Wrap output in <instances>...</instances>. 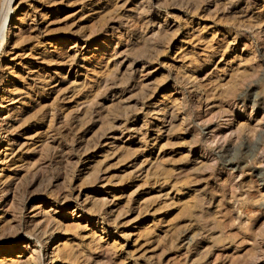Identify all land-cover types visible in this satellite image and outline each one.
Returning <instances> with one entry per match:
<instances>
[{
    "label": "rangeland",
    "instance_id": "obj_1",
    "mask_svg": "<svg viewBox=\"0 0 264 264\" xmlns=\"http://www.w3.org/2000/svg\"><path fill=\"white\" fill-rule=\"evenodd\" d=\"M69 1H70V3H69ZM73 1L72 0H62V2H60L59 4H57L58 1H56V3L49 5V6H51L50 8L53 9V12H48L45 15V17H43V18H39V16H36V19H38V22H40L39 23V29H38L39 31L35 30L32 32H29L30 36L26 37L27 40L24 39V40H26L25 42L23 41V43L18 44L19 46H17V47L14 46L13 49H10L12 46L11 40L14 39V36H10V38H9V36H7V42L6 43L3 42L0 44V60H1L0 64L3 65L4 62L7 63V61H14L12 64L10 63V65H18L19 66V64H21L23 59H25L27 57H31L30 53H34L37 50H39L41 47H43L44 44H48L50 39H55V38H59V37L65 38V37H68L71 35L70 40L66 39V43H65V44H67L66 54L73 55L74 50L77 47H81L80 50H78L76 52V56L74 59L75 61H78L81 58L82 54L86 53V50H87L86 46H90V45L92 46L97 40H106L109 42L108 43L109 44L108 49H111V50L114 49L112 52L117 53V55L119 56L118 57L116 54H115L116 56L114 55L116 58L113 56V60L112 61L110 60V63H108L109 69H111V67H113V69H115V70L118 69V70H116L117 72L113 70L112 71L113 73L109 72L110 70H105L106 72L108 71L107 72L108 74L105 71H102L105 74L100 72L101 75L100 74L99 75L93 74L92 72H87V74H85L84 76L81 75V77L78 76L77 78H75L76 81L71 84V82H69V80H74V78H72L74 73H71V70H68L67 65L62 64L63 66L60 65L58 67L60 69L62 67V72L64 74V80L61 81L56 86H54L55 89L57 88V90L56 91L51 90V89L49 91L46 90V92H44L42 94V96H38V95L34 94L33 97H35V98L32 97L31 100H36L37 102L36 101L35 102L28 101V100L26 101L25 106H24L25 109L23 111L24 115L22 114L24 119L28 115L26 117L27 121L24 120V123L26 125L23 124V127L25 126V128L31 127L30 128L31 130L34 128L33 127L34 119L37 116V113L34 112L32 114L31 111L32 110L34 111L35 108H37L43 104H45V106L43 105L42 107H45L46 109H53L54 111H56L57 109H59L61 107V112H60L61 114L59 113L60 118L56 119V121H53L54 123H52L53 125H51L50 128L48 126H46L47 124L49 125V123H47V121H49L48 120L49 117L45 120L46 124L44 123V127L41 128L42 130L44 129V131L46 133V134L44 133V137H43V141L45 143V144H43L44 145L43 149L46 151L43 152V150H42L41 151V152H43L42 154H40V150L42 149V147L40 148V146H38V144H36L34 146H32V144H31L32 141L36 140V136L34 135L35 130H32V132L30 133L33 135H30L28 133L23 134V136L27 135V137H30V138H27V137L25 138V136L23 137L22 141L25 143L24 147H22L20 150L17 149L18 147L14 148V150H17L16 153L23 154L25 158H24L23 162L20 161V162H17L18 164L16 163V164L12 165L10 167V171H8L9 174H11V170L15 171V175L12 174V175H14L15 178L12 179L11 189L9 190V193L7 194L10 196H8V198L6 199V204H5L6 205L5 206L6 207V214H4V216L2 217L3 220H1L0 224H2V225L11 224L13 227L15 225L16 227L14 228V230H13V228H10L11 225H9L8 230L6 229V231L12 235L10 237V239H8L7 241H14V239L15 240L19 239V240H18V242L16 241V244H17L16 247H10L8 252L4 253V256H6V259H4L3 262L4 263L7 262L5 264H9V263L10 264H26L25 258L27 257L28 252L24 251L23 253H20L19 249L23 250V247L27 244V242H26L27 240L31 241L32 245H34L38 249H41L42 253L45 252V250L47 249L44 242L43 241L41 242V239H37L36 237H34V235L32 236V234L27 233V230L32 228V225H34L38 221L43 220V218H41L40 215H37V216L34 215V213L36 211H38V209L34 210V208H32V205L39 206V207L43 206L44 210H47V212H51V214H53V216L56 219L62 220L63 225H65L67 222L70 223V221L68 219L63 218L61 216V214L69 215L72 212V210L75 206V203L76 202L81 203L85 199L84 197L87 195L88 196H90V195L91 196L92 195H95V196L101 195L96 190V188L101 187L105 184L107 187H110V185H112L113 189H115L114 191H116V194L120 195V198L118 199V204L114 207V209H115L114 213L116 214L119 211V209L122 207H124L122 209H125V210L127 209L126 210L127 212L125 210L120 209V211H122V212L119 211L121 215L116 220L118 226L116 225L113 228L110 227V229L114 230L113 234L115 237V241L117 240L116 245L119 246V244H120V246L121 245H123V246L116 249L117 251H115V253L113 254L114 256H113L111 254V251H110V250H112V246H111L112 240H110V239L107 240V236L103 237L104 240H103V238L99 241L97 240L99 243V244H97V241H95L93 239L91 241L90 240L91 237L87 235V234L90 235L89 229H87V228L86 229L80 228L79 230L73 229L74 231H76V233L73 232V230H71L70 234H67V236L70 239L75 238V242L81 243V245H80L81 248L79 247L78 251L79 252L81 251L80 254H82V255L79 258L80 260L77 259V261H74L72 264H82V263L86 264V262H87V264H92V263L93 264H100L101 262H103L101 264H106L108 262V260H106V259H109V258H110V261L108 264H117L119 262H121L120 264H141V263L142 264H148V263L149 264H158V263L159 264H198V261H200L199 264H264V256H261V255H264V251L261 252V250H260L259 251L260 253L257 252L259 250V243H257V242L260 239L264 240V238H263L264 237V224H263V220H264V22L261 23L260 25L259 24L257 25V20H256V18L259 16V14L264 12V6H263L264 3L262 2V0H202V1L201 0H178V1H176V0H152V4H153L152 8L153 9L148 14L137 12V10H139V8H141L143 5H145V3H144L140 7V3L143 0H140V1L139 0H133V1L132 0H114V3H110L108 5H105L102 0H99V1L96 0L97 3L95 4V6H92V7L89 5H85L88 2V0H85V1L76 0L74 2ZM123 1H125L126 3ZM65 2H67L68 4L66 3L67 5H65ZM115 2H116V4H115ZM13 3H15V4L13 5ZM16 3H18V5L15 7ZM81 3H83L84 5ZM189 3H190V5H189ZM34 4H35V1H33V0H25V1L24 0H12L10 3V6L13 5V8L10 11V17L16 15L17 13L19 15H21V13L25 9L26 10L30 9L29 5L32 6ZM112 5H114L115 7L117 6L116 8H118V9H116ZM136 5H137V7L133 8ZM192 6H194V7H192ZM111 7L115 8L114 11H113V9H110ZM119 7H120V9H119ZM42 8H43V6H41V5L38 6V9H42ZM56 8H58L57 12L54 11V10H56ZM128 8H131V9L128 10ZM108 9H109V11L112 10L113 12H107ZM132 9H137V10L132 11ZM95 10H98V11H95ZM100 10H101V12H100ZM117 10H118V12H116ZM105 11L107 12V14H105L106 13ZM44 12H47V11L44 9ZM89 13H90V15H89ZM100 13H101V15L104 14V16L103 15L100 16L99 15ZM138 13H140V15H137ZM118 14L120 15V17H118ZM175 14L177 15V18H176ZM121 15H122V17H121ZM111 16H112V18L110 19ZM128 16H130V18ZM103 17L105 19H103ZM120 18H121V20H120ZM262 18L264 20V15L262 16ZM237 19H238V21H237ZM51 20L52 21L54 20L55 23H54V21L52 22ZM164 21H166V23L168 22L166 28H164L165 30L167 29V31H162L161 33H159L157 31V25L159 23L163 24ZM7 23L9 24V22H7ZM247 24H252V25L254 24L255 26L252 27V25H249L250 26L249 27V26H247ZM69 25H70V27H69ZM57 26H58V30H57ZM134 26H136V27H134ZM62 28H64V29H62ZM143 30L145 31L144 33H143ZM165 32H167V34ZM162 33L164 34V36ZM85 34H88V35H85ZM158 34H161V36L159 35L160 36L159 37ZM212 34L215 36V39H213L214 37H212L213 36ZM90 35H92V36H90ZM145 35H147V36H145ZM33 36L36 37L37 39L34 38ZM196 36H197V38H195ZM30 37H32V38H30ZM82 37H85V38H82ZM163 37L167 38V41L164 40ZM75 38H77L76 46H74L72 43V40H75ZM153 38L156 42H154V40H152ZM160 38L162 41L164 40L165 42L164 41L162 42L160 40ZM28 39H30V40H28ZM126 39H127V41H125ZM197 39H199V40H197ZM200 39H201V41H200ZM84 40L88 41V43L87 44L84 43L83 42ZM138 40H140V41H138ZM150 40H152V42H150ZM188 40H190L192 42H189ZM204 40H205V42H204ZM141 41H142V43H141ZM208 42H210V44ZM151 43L157 47L154 48L153 45H150ZM161 43H162V45H161ZM165 43H167V44H165ZM144 45L146 46V48L145 47L142 48V46H144ZM225 45H226V47H225ZM137 46L138 47L140 46L139 49L137 48ZM147 46L148 47L150 46L156 50H153L150 47L148 49ZM135 47H136V49H135ZM126 48H128V49H126ZM140 48H142L144 50L142 51V49H140ZM157 48H159V51H157L158 50ZM120 49H122V50H120ZM213 49L218 50V52H216L215 55L212 57L214 59L213 64L209 65L207 67L206 72L208 71L209 73H208L207 80L205 82H207V84H209L210 87L213 86L214 83L216 85H217V83L220 85V83L222 84L225 81H227L226 78L229 77L228 73L230 72L229 74H231V72L233 70L235 71V69L237 68L238 73H236L235 75L239 76L238 80H240L241 83L243 81H244V83H242L243 84L242 85L239 82V84H240L239 89H238L239 92H237L238 90L236 91V93L238 94V98L236 99V102H234L233 104L230 102L228 103V102L222 101L223 97L221 98V95L217 94L218 92L221 91V89L223 88L224 85H222V86L217 85L219 89L216 88L217 92L215 91V96H214V94L212 95V97H214L215 99L212 98L206 103L202 99V101H199V103H200L199 104L198 101L196 102L197 97L195 95V90H193V88L189 89V86L187 84H185L184 80H180V82H179L178 77H176L178 75L177 74L178 70L181 71V69H182V67H181L182 63L187 64L188 60H190L193 57L202 58L206 52H209V50L211 51ZM223 49H226V50H223ZM119 50H120V52H118ZM129 50H130V52H129ZM136 50H139L138 51L139 53ZM132 51L135 52V53L133 52L134 54H138V56L136 55V58L134 55L130 56L133 54V53H131ZM145 51H149L150 53L145 52ZM199 51H201V52H199ZM222 51H223V53H222ZM121 52H122V54H121ZM144 52H145V55H144ZM152 52H154V53L152 54ZM156 52H157V54H155ZM147 53H148V56H147ZM24 54H25V56H24ZM149 54H151L150 55L151 58H150ZM21 55H23V57H25V58H22ZM152 55H155V56H152ZM184 55L185 56L189 55V56L184 58ZM191 55H192V57H191ZM11 56H13V57H11ZM247 56H249V57H247ZM138 57H139V60H137ZM146 57L147 58L149 57L151 61L148 60L149 58L146 59ZM180 57L182 58V60ZM67 58H69V57H66L65 60ZM177 58H178V60H176ZM244 59H246L245 62H244ZM251 59H253V60H251ZM118 60L120 61V63H118L119 62ZM114 62H116V64H113ZM130 62H132L131 64L133 65L131 68L132 73H130V69L128 70L127 65H126V64H129ZM216 63L218 65H214ZM244 63H245V65H244ZM248 63H250V64H248ZM112 65H114L116 68ZM125 65H126V68H124ZM141 65L143 67H141ZM139 68H141V70ZM175 68H176V70H174ZM96 69L99 70L100 68L97 66ZM239 69L240 70L242 69V70L240 71ZM252 69H253V73H252V71L251 72L249 71ZM122 70H124V72L121 73ZM243 70H245V71H243ZM240 72L245 77H243L241 75V78H240V75H239ZM247 72H250L248 74L249 76L247 75ZM119 74H122V75H119ZM162 74H163V76H162ZM108 75L111 78L114 76H115L114 78H117L118 76H119V78L111 81L110 80L111 78ZM218 75H220V77H218ZM246 75L248 77L247 81H246ZM121 76L123 79L121 78ZM89 77L91 79H89ZM103 77L104 78L106 77V80H110V81H106V83L108 82L107 84H113V82H114L115 86H112L111 88L108 87V89H107L106 88L107 86H104L105 79ZM108 77H109V79H108ZM95 78L102 79L101 83H99L100 85L99 86L95 85L93 87L91 86L92 88L86 87L89 89L91 88V91H90V94L88 97L92 98V101H91V99H89V100H90V103L93 104V105L91 104L92 107L90 105V108L92 109L91 115L92 116L94 115V116L92 119H86L85 122H84V120L81 121V119H78L79 122L77 123V119H76L77 116H79L78 118L81 117L80 111H82L85 106H88V104H90L88 101H86L87 103L83 102V100H85V98H81V96H79L81 93H84L88 90H86L85 87L84 88L82 87L83 89L81 88V90L78 94L77 89H79V87H81V84L83 83V81H85L86 84L93 85ZM218 78H220L221 80H219ZM242 78H243V80H242ZM103 79H104V81H103ZM122 80H124V81H122ZM215 80H216V82H215ZM27 81H29V79H27ZM118 81H120V82H118ZM209 81H210V83H208ZM85 82H84V84H85ZM123 82H125V83H123ZM120 83H123V84H120ZM54 84L55 83H52L51 86H53ZM73 84H75V85H73ZM141 84H144V85H142V87H140ZM63 86H65V87H63ZM67 86H69V87H67ZM85 86H87V85H85ZM60 87H62L63 90L60 92H57V91L61 90ZM75 87H77V88H75ZM103 87L105 88L104 92H102ZM139 87L141 88V90ZM152 87L153 88L156 87L155 88L156 90L153 89ZM173 87H175V89H176L174 92H177V94H178V95L175 94V96L177 95L179 98L186 97V100H187V103H186V105H187L186 106L187 122H185V124H179L180 120L171 121L174 126H175V124L177 125V129L179 131L177 129H175L176 127L174 128V126L172 125L171 122H170L171 124L169 126H168V124L164 125L163 128L161 129L162 130V132H161L162 137H160L157 140V144L152 149L153 152L151 150L148 151L149 148L143 144L142 139L139 137V136H141V134L139 132H133L132 131L133 136H131V138H130V136L128 134H130L129 132H131V131L127 132L126 129H123V127H124V125H129L130 121H132V118L134 120H136V122H134V123H136V125H134V126L139 127L143 122V118H144L143 114H145V112L147 111L148 104L157 103V105H159L158 104L159 100H162L163 96H168L171 92V88H173ZM0 88H2V86H0ZM98 88H101V89H98ZM142 88H143V92L145 91L144 92L145 94L142 92ZM151 88H152V90H151ZM74 89H75V91H73ZM97 89H98V91H97ZM72 91L75 92V94H73ZM55 93L57 96L55 95ZM114 93H115V95L113 96ZM151 93H152V95H151ZM181 93H185V94L182 95ZM99 94L102 96H100ZM216 94L219 96H216ZM144 95H149L150 97L149 96L144 97ZM62 96H64V97H62ZM93 96L97 97V98H94ZM98 96H100V97H98ZM61 97L63 99H60ZM67 97H68V99H67ZM69 97L71 100L69 99ZM71 97H73V98H71ZM88 97L86 98L87 100H88ZM146 97H148V98H146ZM216 98H218V99H216ZM117 99H120V100H117ZM95 100L97 101V103L93 102ZM113 102H114V104H113ZM217 103L220 106L217 105ZM32 104H34V105L36 104V106L32 107L33 106ZM80 104H82V105L80 106ZM127 104H129V105H127ZM131 104L134 105L133 106L134 108L131 106ZM136 104H137V106H136ZM113 105H115L116 107ZM212 105H214V106H212ZM72 107H74L75 109ZM123 107L127 110H125ZM220 107H221V109L223 108V111L221 109H220L221 111L219 110ZM39 108H37L35 111H37ZM86 108H88V107H86ZM131 108H133V109H131ZM137 108H139V109L137 110ZM224 108H225V110H224ZM68 109H70L71 111H72V109L74 111L76 110L78 113L75 111V113H76L75 114V113H73L74 111L70 112V110H68ZM98 109L100 110L99 112H97ZM134 109L136 111H134ZM123 110L125 113H123ZM129 110H130V112H129ZM213 111L216 114L212 113ZM224 111H226V112H224ZM68 112L72 113V115L70 114L71 116H69ZM28 113L32 115L31 116L32 118L29 117ZM35 113H36V115H35ZM65 113H68L67 114L68 118H66V115H64ZM210 113L212 115L211 117H210ZM221 113H223V114L221 115ZM126 114H129V115L127 116ZM150 114L147 115L146 118L152 120V118L155 116V113L153 114V112H151ZM99 116H100V118H99ZM103 116H104V118H102ZM125 116H127V117H125ZM151 116H153V117H151ZM216 116H218V117H216ZM189 117H191V118H189ZM107 118H108V120H107ZM127 118H128V120L126 121ZM168 118L169 117H167V119ZM201 118H204V119L206 118L205 119L206 122L210 121L209 119H211V121H213L215 123V126H217L218 128H224V129H227L225 126L227 123V120H224V118L225 119L233 118V120L235 122H239V123L241 122V123H244V125H242L243 128H241V130H242L241 132L236 131L235 132L236 134H233V136L231 138H229V139L219 138V139H221V140H219L218 137L207 138V134L205 133L206 130L204 129V123H206V122H204L205 120L201 119ZM216 118H218V119H216ZM64 120L66 121V123L68 122L67 123L68 126H66V123ZM100 120L102 121V123ZM89 121H90V123H89ZM122 121H123V123H122ZM177 121H178V123H177ZM21 122H23V121H21ZM220 122L223 125H221ZM110 123H113L116 127H118L120 125V127L116 128V127H114L113 124L110 125ZM84 124H86V125H84ZM101 124H103V125H101ZM81 125H82V127H81ZM75 126L76 127L78 126L79 128H76ZM109 126L112 128H109ZM23 127H21V129H20L21 133L25 132V128H23ZM46 127H48V128H46ZM114 128H115V130H114ZM181 128L182 129L184 128V129L182 130ZM236 128H237L236 125L231 126L225 132H227L229 129H230L229 131H231V130L235 131ZM68 129H70V130H68ZM119 129H120V131H119ZM171 129H173L174 132H173V130L171 131ZM121 131H122V133H121ZM140 131H144V129H141ZM176 131H178V133ZM236 135H239V136H236ZM112 136L116 137L117 139L114 141V138ZM165 136H166V139H165ZM186 139H189V141H187ZM191 139H193V141ZM165 140H168V141H165ZM161 142L165 143L166 145L163 144L162 145L163 147H162ZM190 142H192V143H190ZM218 142H222V144H221V146L217 147L216 143H218ZM210 143H212L213 145ZM45 145L49 149H46ZM118 145H119V147L121 146V148L122 147L123 148L122 149L119 148V150H118ZM159 145H160V147H159ZM15 146H18V145L16 144ZM29 147H31V149ZM88 147H90V148H88ZM133 148L135 151L132 150ZM200 148L204 149L207 153L209 152L208 155L213 157L215 160V161L214 160L212 161L213 163H211V165H207V167H205L206 165L204 164L205 168L202 166L203 164L202 165L199 164L200 162H194L195 161L194 160L195 155L193 156V153H199L198 151L200 150ZM125 149H127L128 153H125L126 152ZM157 149H159V150L157 151ZM25 150H27V151H25ZM28 150H30V152ZM86 150H87V152H86ZM114 150H115V152H117L116 154L115 153L112 154V152H114ZM128 150H130L131 153L133 152L134 154L133 153L131 154L130 151H128ZM190 150H192V152ZM118 151L121 153V155H120V153H118ZM80 152H82V153L80 154ZM151 152H152V154H151ZM184 152H187V154L185 153L186 154L185 155ZM126 154H127V156H126ZM181 154L185 155L184 156L185 158ZM80 155L82 158L79 157ZM118 155L120 156V158L124 155L123 156L124 158L122 157L121 158L122 160H121ZM178 155L180 156V159L184 158V160L180 161L179 157L177 158ZM38 156H41L42 158L38 157ZM65 156H66V158H65ZM86 156H91V157L89 159H87ZM128 156H130V157H128ZM154 156H158L159 159L164 157L165 159L162 158L164 161L163 162L160 161L161 163L159 164V168L161 170L159 168H156L158 170H156L155 168L154 169L151 168L153 170L150 169V172L152 171L153 173H154V170L156 173L161 172L160 173L161 174L160 179H158V181H157L159 184L156 182L157 184L154 183V186H150V185H153L154 178H149L147 181V183H148L147 184L144 182V179L142 180V178H143L141 176L142 174H139V172H137L135 170L138 169V168L136 169L137 165H139L140 161L143 160L145 157L149 158V159H154ZM35 157H38L37 158L38 160ZM125 157H127V158H125ZM167 157H168V159H167ZM171 157L172 158L175 157V158H173V160H172V159H170ZM39 158H41V159H39ZM77 159H78V161H77ZM174 159H176V160L174 161ZM70 160H71V162H70ZM73 160L74 161L76 160L75 164H74ZM32 161H33V163H32ZM72 162H73V164H70ZM30 163L32 166L28 167L30 165ZM52 163H54V164L52 165ZM36 164H38V165L36 166ZM55 164H57V165H55ZM69 164L71 166L76 165V168L73 166L69 167ZM197 164L199 166H197ZM24 165L26 168H24V170H23ZM65 165L66 166L68 165L67 169H66ZM92 165H93V168H92ZM135 165H136V167H135ZM168 165H169V167H168ZM88 166H90V167H88ZM161 166H162V168H161ZM200 166H202V167H200ZM213 166H215V167H213ZM17 167H20V168H17ZM37 167L40 168L41 170L38 169L39 170L38 171ZM98 167H100V168H98ZM153 167H155V166H153ZM171 167H172V169L175 168L173 170L170 169L172 172H170V170H167V168L169 169ZM233 167L234 168L237 167L238 169H241L242 173L244 175L242 173L240 175H238L239 172H236V170H233ZM56 168H59V169H56ZM62 168H63V170H61ZM70 168H71V171H70ZM196 168H197V171H195ZM199 168H203V169L199 170ZM206 168H208V169H206ZM96 169L99 170V172ZM163 170H166L167 172L169 171V175L165 171L168 176L166 174H164V177H162L163 173H165ZM222 170H224V171H222ZM29 171L32 173L34 172L32 174L33 176L31 175V173ZM36 171H38V172H36ZM67 171H70L71 173H69ZM35 172H36V174H38V173L39 174L36 175ZM87 172H89V174L91 173L94 175L97 174L95 172H98L99 175L98 174L96 175V179L92 175H90L89 176V178L91 179L90 180L91 182H90L88 180L89 178H87L88 177L86 174ZM130 172H132V173H130ZM25 173L27 175L29 173L30 174L27 176ZM66 173H68V176ZM225 173H235V177H233V180L230 181V179H227L228 177H226L227 174H225ZM40 174H42V176ZM84 174H85V176H84ZM20 175L21 176L23 175L22 178H20L21 177ZM63 175L65 177H63ZM29 176L32 179L29 178ZM122 176H123V178H119ZM126 176H127V178H126ZM165 176H167V177H165ZM210 176H211V178H210ZM237 176H238V178H237ZM203 177L206 179L204 180ZM17 178H19V179H17ZM40 178H43V180H40ZM163 178L166 180H164ZM86 179L88 181H86ZM120 179H121V181H120ZM38 180L40 182L42 181V183L38 182ZM105 180H106V182L109 181L110 184L109 183L106 184V182L104 183ZM161 180L163 183L161 182ZM180 180L182 182H180ZM194 180L197 183H194L195 182ZM19 181H20V183H19ZM21 181H23V182H21ZM27 181L29 184L27 183ZM112 181H113V184H112ZM189 181H191V183ZM15 182L16 183L18 182L19 184L14 185ZM47 182L49 183L50 186L47 185L48 184ZM142 182L145 183V185H143ZM175 182H176V184H174V187L172 188L171 184H173ZM228 182H229V184H227ZM22 183L24 184L23 186H22ZM118 183H120V184H118ZM251 183H252V185H251ZM27 184H28V186H26ZM35 184L36 185L38 184L37 187L38 186H40V187H38L36 189ZM41 184L44 185V187ZM64 184L66 185V187L64 186ZM162 184H163V186H162V188H160L159 186H161ZM204 185H205V187H203ZM21 186H22V188H20ZM46 186H48L47 187L48 189L46 188ZM230 186H232L233 188L231 187V189H230ZM152 187H154V188H152ZM177 188H179L178 192H175V191H177V190H175ZM22 189H24V190H22ZM32 189H33V191H32ZM134 189H136V190H134ZM12 190H14V191H12ZM26 190L28 191V193H26L27 192ZM119 190L122 192H120ZM11 191H12V193H11ZM30 191H32L33 193ZM133 191H134V193H133ZM168 191H170V192H168ZM160 192L162 195L160 194ZM167 192H168V195L166 198L165 194ZM212 192H214V193L212 194ZM64 193L67 194L68 196L70 194L68 201L65 202V204H67L66 207H63L60 205ZM128 193L129 194L132 193L131 197L129 195L130 198L127 197ZM156 193H159V194H156ZM175 193H177V194H175ZM14 195L18 199L16 197H13ZM55 195L57 197L56 201L52 202L53 203L52 206H48L47 202H51L50 200H52V198L55 197ZM151 195L155 196V197H151ZM191 195H192V199L194 198L193 201H191V197H188ZM193 195H194V197H193ZM122 196H124V197H122ZM197 196L198 197L200 196L199 198H201V199L197 198ZM71 197H72V199H71ZM147 197L149 198L148 200H147ZM159 197H161V198H159ZM202 197L204 198V200ZM10 198L11 199L13 198V199L11 200ZM44 198L47 200L45 202L46 204L42 202V200ZM126 198L129 199V201H127ZM154 198H156L157 200L155 199V201H154ZM188 198L190 200H188V201L184 200V199H188ZM196 198L198 199V201L196 200L197 205L193 206V209H192V207L191 208L189 207L188 203L195 202ZM151 199H153V201ZM19 200H20V203L18 202ZM22 200H24V201H22ZM125 200L127 202H130V203L128 204ZM173 200L176 202H174ZM9 201H10V203H9ZM219 201H221V202H219ZM59 202H60V204H59ZM124 202H126V203H124ZM173 202H174V204H173ZM178 202H180V203H178ZM186 202L188 204V207L186 204V208H185L184 205ZM143 203L144 204L146 203L147 206H144ZM165 203H167V206L164 205ZM0 204H2V203H0ZM13 204H15V205H13ZM18 204H19V206H18ZM122 204H123V206H122ZM141 204H142V206H141ZM55 205H56V207H55ZM201 205H203L202 207H204L206 211H204V209L201 207ZM87 206H90V204L89 203L86 204V206H85L86 209H88ZM216 206H218V209H216L217 208ZM2 207H3V205L0 206V209ZM10 207H11V209H10ZM13 207H14V210L17 211V213H16V211H14L12 209ZM49 207L51 209H58V212L55 213L54 210H49L50 209ZM140 207H142V209H141L142 211H143V208H144V210H147V211H145V213H142L140 216H136L135 215L137 213L136 210L139 211ZM181 208H183L184 210L186 209L185 211H186L187 215H185L186 213ZM116 209L118 210L117 212H116ZM61 210H62V212H59ZM177 210H179V211H177ZM181 210L185 214H183L181 212ZM201 210H203V211L201 212ZM226 210L229 212H226ZM88 211H90V210H88ZM124 211L126 212L125 214L123 213ZM21 212H22V215H21ZM222 212H223V214H222ZM88 213H87L88 216L94 215V212H88ZM115 214L112 215V218L116 216ZM199 214H201V215H199ZM214 214H215V216H214ZM95 215H96V213H95ZM199 216L201 219L197 218ZM204 216L205 217L207 216L206 220H204ZM208 216H212L214 218L212 219V217L210 218ZM216 218L220 219L219 226L213 227L212 228L213 231L208 230V227H210V225H214L213 222L216 220ZM6 219H8V220H6ZM231 219L233 222L230 223ZM190 221H191V224H190ZM227 221H229V222H227ZM261 221H262V223H260ZM246 222H248V223H246ZM226 223H227V226L225 227ZM43 224H45V223H43ZM167 224H169L171 226L169 227V225H167ZM241 224H243V225H241ZM259 224H260V226H259ZM173 225H175V226L181 225L180 227H182V225H183V227H182V229L177 227V226L175 228ZM20 226H22V227H20ZM166 227H167V231H166ZM257 227H258V229H257ZM147 228H153V229H148V230H152V231H150V233H147V231H148ZM200 228H202V229H200ZM259 228H260V230H259ZM261 228H262V230H261ZM125 229H127V230H125ZM173 229H175V230H173ZM255 229H257V230H255ZM163 230H164V232L166 231L168 233L167 234H166V232L164 233ZM171 230H172V232L177 231L176 234H178V232H180V231L181 232L183 231L182 232L183 234L187 233L188 231H189V234H194L195 236H197V234H198L200 237L199 241H202L200 243V245H198V246H201L202 243L205 244L208 240L209 235H216V234H218V231L221 230V232H223V233H221L220 238L222 239V237H223V241L220 244H222L224 247H226L224 249V252H223L224 255L222 257L221 256L217 257L216 254L218 251H215L214 253H211L209 255L210 257L208 256L207 258L203 259V257L202 258L200 257L201 256L200 254L193 253L194 251H190V253L185 254V250L182 248L180 249L177 246V241H176L177 237H175L177 235H175V232H174V234H172V232H171V234L169 233V231H171ZM193 230L195 232H193ZM9 231H11V233ZM13 231L16 233H13ZM200 231H202V232H200ZM235 231L237 232V235H236ZM259 231H262V232H259ZM199 232H200V234H199ZM228 232H229V234H228ZM71 233L72 234L75 233L74 234L75 237H73V235ZM162 233L164 235H162ZM233 233L235 234V236L233 235ZM128 234H129V236H127ZM169 234L171 236H168ZM82 235H84V236H82ZM101 236H103V235H101ZM159 236L162 238H160ZM164 236H166V238ZM185 236H187V235H184L183 237H185ZM171 237L173 239L172 241H174L173 242L174 244L173 243L168 244V243L172 242V241L168 240V238L171 239ZM235 237H236V239H235ZM256 237H258V238H256ZM82 238H84V239H82ZM128 238L130 240L129 243H127ZM174 238H175V240H174ZM135 239H136V244L133 245V241ZM165 239L170 241V242L166 241ZM87 241H89V243ZM229 241H231V243ZM72 242H74V241H72ZM236 242H237V244H236ZM88 244H90V245H88ZM107 245H109L108 248H107ZM170 247H171V249H170ZM164 248L165 249L167 248V249L165 250ZM95 249H96V251H95ZM161 249L166 251V252L161 253V251H160ZM234 249H235V251H233ZM248 250L251 252V254L252 253L253 254L251 255L250 252L247 253ZM82 251L85 253H83ZM159 251L161 254H158ZM141 252L144 254L143 256L141 255L142 254ZM254 252H256V253H254ZM86 254H87V256H86ZM157 254L159 255V257ZM89 255H90V257H88ZM135 255H139V256L135 257ZM81 257H83V261H81V259H82ZM84 257H85V259H84ZM87 257L90 258V260H87L88 259ZM238 257L239 258L242 257V259H239ZM10 259L13 260V262H10ZM122 259L125 260V262ZM93 260L95 262H93ZM100 260H101V262H100ZM103 260H105V261H103ZM97 261H98V263H97ZM116 261H118V262H116ZM3 262L0 261V264H4Z\"/></svg>",
    "mask_w": 264,
    "mask_h": 264
},
{
    "label": "bare ground",
    "instance_id": "obj_2",
    "mask_svg": "<svg viewBox=\"0 0 264 264\" xmlns=\"http://www.w3.org/2000/svg\"><path fill=\"white\" fill-rule=\"evenodd\" d=\"M11 1L12 0H0V44L1 43H3V42H7V36H9V38H10V36H14V39L13 40H11V48L10 49H13L14 48V46L15 47H17V46H19L18 44H20V43H23V41L25 42L27 39H26V37L27 36H30L29 35V32H32V31H35V30H38L39 29V23L40 22H38V19H36V16H39V18H43V17H45V15L48 13V12H53V9L52 8H50L51 6H49V5H52L53 3H56V1H58L57 2V4H59L60 2H62V0H33V1H35V4L34 5H32V6H30L29 5V10H24L22 13H21V15H19L18 13L16 14V15H14V16H11L10 17V11H11V9L13 8V5L15 4V3H13V5H11L10 6V3H11ZM25 1V0H24ZM73 1V0H72ZM74 1H76V0H74ZM73 1V2H74ZM79 1V0H78ZM83 1H85V0H83ZM99 1V0H98ZM103 2H104V4L105 5H108V4H110V3H114V0H102ZM112 1V2H111ZM133 1V0H132ZM140 1V0H139ZM176 1H178V0H176ZM202 1V0H201ZM32 2V1H31ZM122 2V1H121ZM123 2H125V1H123ZM262 2L264 3V0H262ZM27 3V2H26ZM67 2H65V5H67L66 4ZM69 3H70V1H69ZM97 3V1L95 0H88V2L85 4V5H89V6H95V4ZM126 3V2H125ZM124 3V4H125ZM145 3V5H143ZM81 4H83V3H81ZM115 4H116V2H115ZM121 4V3H120ZM192 4V3H191ZM18 5V3H16V5H15V7ZM39 5H41V6H43V8L42 9H38V6ZM55 5V4H54ZM84 5V4H83ZM82 5V6H83ZM123 5V4H122ZM143 5V6H142ZM152 0H143V1H141V3H140V7L141 8H139V10H137V9H132V11L133 10H137V12H140V13H146V14H148V13H150L151 11H152ZM189 5H190V3H189ZM188 5V6H189ZM193 5V4H192ZM198 5V4H197ZM113 7H115L114 5H112ZM119 6V5H118ZM263 6H264V4H263ZM81 7V6H80ZM113 7H111L110 9H113V11H114V9L117 7H115V8H113ZM135 7H137V5L136 6H134L133 8H135ZM187 7V6H186ZM192 7H194V6H192ZM124 8V7H123ZM191 8V7H190ZM44 9L47 11V12H44ZM93 9V8H92ZM116 9H118V8H116ZM119 9H120V7H119ZM129 9H131V8H128V10ZM54 11H58V8H56V10H54ZM95 11H98V10H95ZM107 11V10H106ZM105 11V12H106ZM112 10L111 11H109V9H108V11L107 12H113ZM123 11V10H122ZM100 12H101V10H100ZM107 12L105 13V14H107ZM116 12H118V10L116 11ZM82 13V12H81ZM91 13V12H90ZM90 13H89V15H90ZM104 13V12H103ZM140 13H138L137 15H140ZM264 12H262L261 14H259V16L256 18V20H257V25L259 24H261V23H263L264 22V20H263V18H262V16L264 15L263 14ZM111 14V13H110ZM113 14V13H112ZM116 14V13H115ZM122 14V13H121ZM100 16H104V14H102L101 15V13L99 14ZM136 15V16H137ZM176 15V14H175ZM235 15V14H234ZM133 16V15H132ZM99 17V16H98ZM108 17V16H107ZM115 17V16H114ZM118 17H120V15L118 14ZM121 17H122V15H121ZM129 18H130V16H128ZM139 17V16H138ZM145 17V16H144ZM174 17V16H173ZM112 18V16L110 17V19ZM116 18V17H115ZM114 18V19H115ZM125 18V17H124ZM157 18V17H156ZM176 18H177V15H176ZM251 18V17H250ZM97 19V18H96ZM103 19H105L104 17H103ZM108 19V18H107ZM147 19V18H146ZM229 19V18H228ZM120 20H121V18H120ZM230 20V19H229ZM52 21V20H51ZM54 21V20H53ZM52 21V22H53ZM58 21V20H57ZM96 21V20H95ZM107 21V20H106ZM130 21V20H129ZM150 21V20H149ZM234 21V20H233ZM237 21H238V19H237ZM242 21V20H241ZM7 22H9V24L7 23ZM54 23H55V21H54ZM125 23V22H124ZM143 23V22H142ZM168 23V22H167ZM167 23H166V21H164V23L163 24H161V23H159L158 25H157V31L159 32V33H161L162 31H167V29L165 30L164 28H166V26H167ZM229 23V22H228ZM82 25V24H81ZM100 25V24H99ZM126 25V24H125ZM153 25V24H152ZM249 25H252V24H247V26H249ZM89 26V25H88ZM102 26V25H101ZM150 26V25H149ZM253 26H255L254 24L252 25V27ZM69 27H70V25H69ZM68 27V28H69ZM134 27H136V26H134ZM145 27V26H144ZM250 27V26H249ZM251 27V28H252ZM257 27V26H256ZM118 28V27H117ZM127 28V27H126ZM141 28V27H140ZM154 28V27H153ZM62 29H64V28H62ZM86 29V28H85ZM104 29V28H103ZM129 29V28H128ZM201 29V28H200ZM57 30H58V26H57ZM66 30V29H65ZM147 30V29H146ZM156 30V29H155ZM154 30V31H155ZM263 30V29H262ZM39 31V30H38ZM101 31V30H100ZM54 32V31H53ZM126 32V31H125ZM145 31L143 30V33H144ZM37 33V32H36ZM155 33V32H154ZM157 33V32H156ZM164 33V32H163ZM162 33V34H163ZM166 34H167V32H165ZM191 33V32H190ZM74 34V33H73ZM126 34V33H125ZM170 34V33H169ZM32 35V34H31ZM58 35V34H57ZM85 35H88V34H85ZM154 35V34H153ZM161 36V34H158V36ZM196 35V34H195ZM213 35V34H212ZM71 36V35H70ZM70 36H68V37H59V38H55V39H50V41H49V43L48 44H44V46L43 47H41L39 50H37L36 52H34V53H30L31 54V57H27V58H25V57H23V55H21L22 56V58H25V59H21L22 60V62H21V64H19V66L18 65H10V63L12 64L14 61H7V63H5L4 62V64L2 65V64H0V86H2V88H0V203H2V204H0V206H2L3 205V207L0 209V223H1V220H3L2 219V217L4 216V214H6V199L8 198V196H10V195H7L8 193H9V190L11 189V185H12V179L13 178H15L14 177V175H15V171H12L11 170V174H9L8 173V171H10V167L12 166V165H14V164H16L17 162H20V161H22L23 162V160H24V155L23 154H19V153H16L17 152V150H14V148L15 147H18L17 149L18 150H20L22 147H24V142L22 141V139H23V137L25 136V138L27 137V135H24L23 136V134H26V133H28V134H30L31 132H32V130H35V133H34V135L36 136V140H34V141H32V146H34V145H36V144H38V146H40V148L42 147V149L40 150V154H42L44 151H46V150H44L43 149V144H45L44 143V141H43V137H44V133H45V131H44V129L42 130L41 128H43L44 127V123H45V120L49 117V121H47V123H49V125L47 124L46 126H48L49 128H50V126L51 125H53L52 123H54L53 121H56V119H59L60 117H59V113L61 112V107L59 108V109H57L56 111H54L53 109H46L45 107H42L43 105L45 106V104H43V105H41V106H39V107H37V108H39L37 111H35L37 108H35L34 109V111L32 110L31 112H32V114L34 113V112H36L37 113V116L35 117V119H34V125H33V129L31 130L30 128L31 127H28V128H25V126L23 127V124H25L24 123V120H26V117L28 116H26L25 117V119H24V117H23V111H24V109H25V103H26V101L28 100V101H33V102H35L36 100H31L32 99V97H33V95L35 94V95H38V96H42V94L44 93V92H46V90H57V88L55 89V87L54 86H56L57 84H59L61 81H63L64 80V74H63V72H62V67H61V69L58 67V66H60V65H62V64H65V65H67V67H68V70H71V73H74L73 74V77L72 78H74V80H69V82H71V84L72 83H74L76 80H75V78H77L78 76H80L81 77V75H85V74H87V72H92L93 74H100V72L101 73H104V72H102V71H105V70H110L109 72H111V73H113L112 71L114 70V71H116V70H118V69H113V67H111V69H109V65H108V63H110V60L112 61L113 60V56L116 54L117 55V53H115V52H112L113 50H111V49H108V46H109V42L108 41H106V40H97L92 46L90 45V46H86L87 47V50H86V53L85 54H82V56H81V58L78 60V61H75L74 59H75V56H76V52L78 51V50H80V48L81 47H77L75 50H74V53H73V55H69V54H66V50H67V44H65L66 43V39L67 40H70L71 39V37ZM90 36H92V35H90ZM145 36H147V35H145ZM150 36V35H149ZM152 36V35H151ZM159 36V37H160ZM163 36H164V34H163ZM34 37V36H33ZM87 37V36H86ZM157 37V36H156ZM155 37V38H156ZM212 37H214L213 39H215V36L213 35ZM30 38H32V37H30ZM34 38H36V37H34ZM82 38H85V37H82ZM164 38V40H166L167 41V38H165V37H163ZM171 38V37H170ZM193 38V37H192ZM195 38H197V36L195 37ZM223 38V37H222ZM24 39H26V40H24ZM37 39V38H36ZM46 39V38H45ZM103 39V38H102ZM105 39V38H104ZM149 39V38H148ZM28 40H30V39H28ZM152 40H154V38L152 39ZM152 40H150V42H152ZM160 40H161V38H160ZM163 40V41H164ZM197 40H199V39H197ZM77 41V38H75V40H72V43H73V45L74 46H76V42ZM125 41H127V39L125 40ZM138 41H140V40H138ZM144 41V40H143ZM162 41V40H161ZM162 41V42H163ZM189 42H192V41H190V40H188ZM200 41H201V39H200ZM199 41V42H200ZM230 41V40H229ZM84 43H88V41H83ZM154 42H156L155 40H154ZM165 42V41H164ZM196 42V41H195ZM204 42H205V40H204ZM227 42V41H226ZM68 43V42H67ZM141 43H142V41H141ZM168 43V42H167ZM167 43H165V44H167ZM209 44H210V42H208ZM212 43V42H211ZM125 44V43H124ZM145 44V43H144ZM198 44V43H197ZM228 44V43H227ZM34 45V44H33ZM38 45V44H37ZM150 45H153L152 43L150 44ZM161 45H162V43H161ZM194 45V44H193ZM72 46V45H71ZM79 46V45H78ZM154 46V45H153ZM228 46V45H227ZM31 47V46H30ZM69 47V46H68ZM85 47V48H86ZM140 47V46H139ZM139 47L137 46V48L139 49ZM146 48V46L144 45V46H142V48ZM148 47V46H147ZM150 47V46H149ZM149 47H148V49H149ZM155 47H157V46H154V48ZM214 47V46H213ZM225 47H226V45H225ZM124 48V47H123ZM130 48V47H129ZM142 48H140V49H142ZM150 48H152V47H150ZM164 48V47H163ZM126 49H128V48H126ZM125 49V50H126ZM135 49H136V47H135ZM147 49V50H148ZM153 49V48H152ZM158 50L157 51H159V48H157ZM161 49V48H160ZM244 49V48H243ZM120 50H122V49H120ZM120 50L118 51V52H120ZM134 50V49H133ZM144 49H142V51H143ZM153 50H156V49H153ZM223 50H226V49H223ZM9 51V50H8ZM15 51V50H14ZM31 51V50H30ZM34 51V50H33ZM135 51V50H134ZM134 51H132L131 53H133ZM137 52L139 51V50H136ZM125 52V51H124ZM123 52V53H124ZM129 52H130V50H129ZM136 52V53H137ZM145 52H148V53H150L149 51H145ZM145 52H144V55H145ZM155 52V51H154ZM154 52H152V54L154 53ZM199 52H201V51H199ZM216 52H218V50H216V49H213V50H209V52H206L204 55H203V57L202 58H199V57H193V58H191L190 60H188V62H187V64H184V63H182V65H181V67H182V69H181V71L180 70H178V72H177V76L176 77H178V81L180 82V80H184L185 81V84H187L188 86H189V89H191V88H193V90H195V95H196V102L198 101V103H199V101H202V99H203V101L206 103V102H208L210 99H212V98H214V97H212V95L214 94V96H215V91H216V88H218V86L217 85H219L218 83H217V85L214 83V85L213 86H211L210 87V85L209 84H207V82H205L206 80H207V77H208V71L206 72V70H207V67L209 66V65H212L213 64V62H214V59L212 58L214 55H215V53ZM236 52V51H235ZM135 53V52H134ZM132 54V55H130V56H135V58H136V55L138 56V54ZM139 53V52H138ZM148 53H147V56H148ZM203 53V52H202ZM221 53V52H220ZM222 53H223V51H222ZM16 54V53H15ZM78 54V53H77ZM90 54V55H89ZM121 54H122V52H121ZM127 54V53H126ZM155 54H157V52L155 53ZM177 54V53H176ZM236 54V53H235ZM36 55V56H35ZM115 55V56H116ZM141 55V54H140ZM151 54H149V56H150ZM194 55V54H193ZM223 55V54H222ZM221 55V56H222ZM24 56H25V54H24ZM114 56V57H115ZM118 56V55H117ZM152 56H155V55H152ZM174 56V55H173ZM187 56H189V55H184V58L185 57H187ZM253 56V55H252ZM11 57H13V56H11ZM66 57H69V58H67L66 60H65V58ZM119 57V56H118ZM125 57V56H124ZM123 57V58H124ZM141 57V56H140ZM179 57V56H178ZM191 57H192V55H191ZM247 57H249V56H247ZM15 58V57H14ZM20 58V57H19ZM116 58V57H115ZM126 58V57H125ZM149 58V57H148ZM147 57H146V59H148ZM150 58H151V56H150ZM150 58L148 59V60H150ZM181 58V57H180ZM179 58V59H180ZM253 58V57H252ZM77 59V58H76ZM122 59V58H121ZM134 59V58H133ZM142 59V58H141ZM187 59V58H186ZM189 59V58H188ZM20 60V61H21ZM132 60V59H131ZM137 60H139V57H138V59ZM153 60V59H152ZM176 60H178V58L176 59ZM181 60H182V58H181ZM180 60V61H181ZM245 60L246 59H244V62H245ZM248 60V59H247ZM251 60H253V59H251ZM119 61V60H118ZM123 61V60H122ZM151 61V60H150ZM184 61V60H183ZM186 61V60H185ZM117 62V61H116ZM116 62H114L113 64H116ZM182 62V61H181ZM226 62V61H225ZM239 62V61H238ZM242 62V61H241ZM0 63H1V60H0ZM118 63H120V61L118 62ZM132 62H130L129 64H126L127 65V68H128V70L130 69V73H132V70H131V68H132V64H131ZM163 63V62H162ZM229 63V62H228ZM240 63V62H239ZM168 64V63H167ZM237 64V63H236ZM248 64H250V63H248ZM126 65H125V67L124 68H126ZM214 65H218L217 63L216 64H214ZM242 65V64H241ZM244 65H245V63H244ZM63 66V65H62ZM99 67L100 69L99 70H97L96 69V67ZM112 66H114V65H112ZM117 66V65H116ZM238 66V65H237ZM240 66V65H239ZM243 66V65H242ZM115 67V66H114ZM120 67V66H119ZM122 67V66H121ZM141 67H143L142 65H141ZM171 67V66H170ZM213 67V66H212ZM235 67V66H234ZM116 68V67H115ZM173 68V67H172ZM219 68V67H218ZM246 68V67H245ZM64 69V68H63ZM140 70H141V68H139ZM138 69V70H139ZM178 69V68H177ZM254 69V68H253ZM253 69L252 70H249L250 72L252 71V73H253ZM125 70V69H124ZM124 70H122L121 71V73L122 72H124ZM139 70V71H140ZM174 70H176V68L174 69ZM240 70V69H239ZM242 70V69H241ZM240 70V71H241ZM126 71V70H125ZM224 71V70H223ZM232 71V70H231ZM238 71V69L236 68L235 69V71L233 70L232 72H231V74H229L228 73V78H226V80L227 81H223L224 83H220V85L222 86V85H224L223 86V88L221 89V91L220 92H218L217 94H219V95H221V98L223 97V99H222V101H225V102H230V103H234V102H236V99L238 98V94L236 93V91L239 89V86H240V84H239V82H240V80H238L239 78V76H237V75H235L236 73H238L237 72ZM243 71H245V70H243ZM242 71V72H243ZM106 72V71H105ZM108 72V71H107ZM106 72V73H107ZM117 72V71H116ZM173 72V71H172ZM211 72V71H210ZM217 72V71H216ZM225 72V71H224ZM250 72H247V75L250 73ZM223 73V72H222ZM244 73V72H243ZM246 73V72H245ZM251 73V74H252ZM105 74V73H104ZM108 74V73H107ZM106 74V75H107ZM128 74V73H127ZM212 74V73H211ZM219 74V73H218ZM225 74V73H224ZM101 75V74H100ZM103 75V74H102ZM117 75V74H116ZM119 75H122V74H119ZM126 75V74H125ZM215 75V74H214ZM240 78H241V75L243 76V74H241V72H240ZM247 75H246V81H247ZM72 76V75H71ZM109 76V75H108ZM130 76V75H129ZM140 76V75H139ZM162 76H163V74H162ZM249 76V75H248ZM98 77V76H97ZM102 77V76H101ZM100 77V78H101ZM110 77V76H109ZM109 77H108V79H109ZM115 77V76H114ZM114 77H110L111 79V81L112 80H115V79H118L119 78V76L117 77V78H114ZM124 77V76H123ZM127 77V76H126ZM218 77H220V75H218ZM243 77H245V76H243ZM70 78V77H69ZM87 78V77H86ZM97 79V78H95V80H94V84L93 85H89V84H86V82L85 81H83V83L81 84V87H79V89H77V92H78V94H79V92H80V90H81V88L83 87H93V86H99L100 84L99 83H101V81H102V79ZM104 78V77H103ZM121 78H122V76H121ZM129 78V77H128ZM223 78V77H222ZM27 79H29V81H27ZM81 79V78H80ZM89 79H91L90 77H89ZM105 79V84H104V86H107L106 88L108 89V87H112V86H115V83L113 82V84H107L106 83V81H110V80H106V77L104 78ZM104 79H103V81H104ZM123 79V78H122ZM125 79V78H124ZM127 79V78H126ZM139 79V78H138ZM143 79V78H142ZM156 79V78H155ZM174 79V78H173ZM217 79V78H216ZM219 80H221L220 78H218ZM85 80V79H84ZM166 80V79H165ZM171 80V79H170ZM242 80H243V78H242ZM245 80V79H244ZM89 81V80H88ZM122 81H124V80H122ZM139 81V80H138ZM84 82H85V84H84ZM118 82H120V81H118ZM126 82V81H125ZM125 82H123V83H125ZM214 82V81H213ZM215 82H216V80H215ZM52 83H55L53 86H51V84ZM123 83H120V84H123ZM161 83V82H160ZM184 83V82H183ZM208 83H210V81L208 82ZM241 83V82H240ZM242 83H244V81L242 82ZM241 83V84H242ZM62 84V83H61ZM76 84V83H75ZM75 84H73V85H75ZM174 84V83H173ZM212 84V83H211ZM77 85V84H76ZM85 85H87V86H85ZM142 85H144V84H141V86L140 87H142ZM208 85V86H207ZM219 85V86H220ZM243 85V84H242ZM66 86V85H65ZM65 86H63V87H65ZM80 86V85H79ZM67 87H69V86H67ZM74 87V86H73ZM91 87V88H92ZM139 87V88H140ZM154 87V86H153ZM152 87V88H153ZM243 87V86H242ZM241 87V88H242ZM61 88V90H59V91H57V92H60V91H62L63 89H62V87H60ZM75 88H77V87H75ZM82 88V89H83ZM91 88L89 89V88H86V90H88V91H86V92H84V93H81L79 96H81V98H85V100H83V102H86V101H88L89 103H90V100L89 99H91V101H92V98H90V97H88L89 96V94H90V91H91ZM138 88V89H139ZM152 88H151V90H152ZM156 88V87H155ZM155 88H153V89H155ZM25 89V90H24ZM95 89V88H94ZM98 89H101V88H98ZM98 89H97V91H98ZM219 89V88H218ZM68 90V89H67ZM71 90V89H70ZM104 90H105V88L103 87V91L102 92H104ZM140 90H141V88H140ZM156 90V89H155ZM176 89H175V87H173V88H171V92H170V94L168 95V96H163L162 97V100H159V102H158V104L159 105H157V103H155V104H148V108H147V111L145 112V114H143V122H142V124L139 126V127H137V126H134V125H136V123H134V122H136V120H134L133 118H132V121H130V124L129 125H124V127H123V129H126V131L127 132H129V131H131V132H129L130 134H128L129 136H130V138H131V136H133V134H132V131L133 132H139L140 134H141V136H139L141 139H142V142H143V144L146 146V147H148L149 149H148V151H152L153 152V148L155 147V145L157 144V140L160 138V137H162V128H163V126L164 125H166V124H168V126L172 123L171 121H174V120H180L179 121V124H185V122H187V113H186V103H187V100H186V97H181V98H179L177 95V92H174ZM245 90V89H244ZM73 91H75V89L73 90ZM72 91V92H73ZM96 91V92H97ZM154 91V90H153ZM242 91V90H241ZM76 92V93H77ZM94 92V91H93ZM100 92V91H99ZM109 92V91H108ZM142 92H143V88H142ZM145 92V91H144ZM143 92V93H144ZM214 92V93H213ZM217 92V91H216ZM237 92H239V90L237 91ZM147 93V92H146ZM23 94V95H22ZM58 94V93H57ZM64 94V93H63ZM73 94H75V92H73ZM119 94V93H118ZM145 94V93H144ZM149 94V93H148ZM175 94H177L176 96H175ZM182 95H184L185 93H181ZM216 94V96H219V95H217ZM55 95H56V93H55ZM100 95V94H99ZM112 95V94H111ZM115 95V93L113 94V96ZM150 95V94H149ZM149 95H144V97L145 96H149ZM151 95H152V93H151ZM57 96V95H56ZM76 96V95H75ZM100 96H102V95H100ZM100 96H98V97H100ZM55 97V96H54ZM62 97H64V96H62ZM60 98V99H63V98ZM88 97V100L86 99ZM94 97V96H93ZM112 97V96H111ZM150 97V96H149ZM159 97V96H158ZM33 98H35V97H33ZM56 98V97H55ZM71 98H73V97H71ZM94 98H97V97H94ZM104 98V97H103ZM146 98H148V97H146ZM58 99V98H57ZM67 99H68V97H67ZM69 99H70V97H69ZM165 99V100H164ZM215 99V98H214ZM216 99H218V98H216ZM66 100V99H65ZM71 100V99H70ZM97 100V99H96ZM93 101V102H96L97 103V101ZM103 100V99H102ZM117 100H120V99H117ZM116 100V101H117ZM123 100V99H122ZM67 101V100H66ZM80 101V100H79ZM111 101V100H110ZM148 101V100H147ZM221 101V102H222ZM37 102V101H36ZM55 102V101H54ZM63 102V101H62ZM82 102V101H81ZM82 102V103H83ZM118 102V101H117ZM121 102V101H120ZM224 102V103H225ZM71 103V102H70ZM87 103V102H86ZM95 103V104H96ZM116 103V102H115ZM136 103V102H135ZM204 103V104H205ZM41 104V103H40ZM77 104V103H76ZM85 104V103H84ZM92 103H90V104H88V106H85L84 107V109L82 110V111H80V114H81V117L80 118H78L79 116H77V123L79 122L78 121V119H81V121H83L84 120V122H85V120L86 119H92L93 118V116L91 115L92 114V109L90 108V105H91ZM101 104V103H100ZM113 104H114V102H113ZM118 104V103H117ZM134 104V103H133ZM161 104V105H160ZM200 104V103H199ZM208 104V103H207ZM221 104V103H220ZM33 106L32 107H34V106H36V104L34 105V104H32ZM82 104H80V106H81ZM93 105V104H92ZM92 105H91V107H92ZM98 105V104H97ZM127 105H129V104H127ZM126 105V106H127ZM198 105V104H197ZM215 105V104H214ZM214 105H212V106H214ZM217 105H219L218 103H217ZM96 106V105H95ZM99 106V105H98ZM113 106H115V105H113ZM131 106L133 107L134 105H132L131 104ZM130 106V107H131ZM136 106H137V104H136ZM143 106V105H142ZM208 106V105H207ZM220 106V105H219ZM223 106V105H222ZM64 107V106H63ZM66 107V106H65ZM71 107V106H70ZM86 107H88V108H86ZM116 107V106H115ZM129 107V106H128ZM217 107V106H216ZM224 107V106H223ZM72 108H74V107H72ZM77 108V107H76ZM124 108V107H123ZM134 108V107H133ZM133 108H131V109H133ZM226 108V107H225ZM225 108H224V110H225ZM75 109V108H74ZM125 109V108H124ZM139 108H137V110H138ZM221 109V107L219 108V110ZM228 109V108H227ZM68 110H70V109H68ZM67 110V111H68ZM80 110V109H79ZM125 110H127V109H125ZM141 110V109H140ZM218 110V109H217ZM222 111H223V108L221 109ZM220 110V111H221ZM72 111H74L73 109H72ZM71 110H70V112H72ZM76 111V110H75ZM75 111L73 112V113H75ZM100 110L98 109V111L97 112H99ZM132 111V110H131ZM134 111H136L135 109H134ZM142 111V110H141ZM227 111V110H226ZM226 111H224V112H226ZM63 112V111H62ZM70 112H68L69 113V116H71L72 115V113H70ZM77 112V111H76ZM127 112V111H126ZM129 112H130V110H129ZM128 112V113H129ZM139 112V111H138ZM144 112V111H143ZM142 112V113H143ZM151 112H153V114L155 113V116L153 117V116H151V117H153L152 118V120H150V119H147L146 117H147V115H149ZM218 112V111H217ZM36 113H35V115H36ZM68 113H65L64 115H66V118H68ZM78 113V112H77ZM123 113H125L124 112V110H123ZM133 113V112H132ZM212 113H214V111L212 112ZM231 113V112H230ZM229 113V114H230ZM23 114V115H22ZM29 114V113H28ZM61 114V113H60ZM71 114V115H70ZM76 114V113H75ZM74 114V115H75ZM214 114H216V113H214ZM218 114V113H217ZM223 113H221V115H222ZM227 114V113H226ZM110 115V114H109ZM118 115V114H117ZM116 115V116H117ZM127 116L129 115V114H126ZM151 115V114H150ZM191 115V114H190ZM198 115V114H197ZM219 115V114H218ZM32 115L31 114H29V117H31ZM127 116H125V117H127ZM192 116V115H191ZM208 116V115H207ZM212 115H211V113H210V117H211ZM63 117V116H62ZM167 117H169L168 119H167ZM216 117H218V116H216ZM32 118V117H31ZM34 118V117H33ZM65 118V117H64ZM65 118V119H66ZM99 118H100V116H99ZM102 118H104V116L102 117ZM101 118V119H102ZM109 118V117H108ZM108 118H107V120H108ZM138 118V117H137ZM189 118H191V117H189ZM223 118V117H222ZM221 118V119H222ZM29 119V118H28ZM115 119V118H114ZM117 119V118H116ZM123 119V118H122ZM201 119H204V118H201ZM206 119V118H205ZM204 119V120H205ZM216 119H218V118H216ZM30 120V119H29ZM61 120V119H60ZM75 120V119H74ZM112 120V119H111ZM128 120V118L126 119V121ZM203 120V121H204ZM210 121H208V122H206V120L204 121V122H206V123H204V129L206 130V134H207V138H216V137H218V139L219 138H227V139H229V138H231L232 136H233V134H236L235 132L237 131V132H241L242 130H241V128H243V126L242 125H244V123H239V122H235L234 120H233V118H231V119H225L224 118V120H227V123H226V128L228 129V128H230L231 126H237V128H236V130L235 131H227V132H225L227 129H224V128H218L217 126H215V123L213 122V121H211V119H209ZM237 120V119H236ZM21 121H23V122H21ZM27 121V120H26ZM25 121V122H26ZM65 121V120H64ZM101 121V120H100ZM142 121V120H141ZM202 121V122H203ZM63 122V121H62ZM113 122V121H112ZM139 122V121H138ZM171 122V123H170ZM65 123H66V121H65ZM68 123V122H67ZM67 123H66V126H68L67 125ZM76 123V122H75ZM76 123V124H77ZM88 123V122H87ZM86 123V124H87ZM89 123H90V121H89ZM101 123H102V121H101ZM105 123V122H104ZM122 123H123V121H122ZM121 123V124H122ZM177 123H178V121H177ZM46 124V123H45ZM81 124V123H80ZM86 124H84V125H86ZM100 124V123H99ZM113 123H110V125H112ZM175 124V123H174ZM203 124V123H202ZM220 124H221V122H220ZM26 125V124H25ZM79 125V124H78ZM83 125V126H84ZM101 125H103V124H101ZM114 125V124H113ZM123 125V124H122ZM172 125H173V123H172ZM221 125H223V124H221ZM74 126V125H73ZM72 126V127H73ZM174 126V125H173ZM181 126V125H180ZM21 127H23V128H25V132H20V129H21ZM48 127H46V128H48ZM71 127V126H70ZM76 127V126H75ZM81 127H82V125H81ZM80 127V128H81ZM103 127V126H102ZM114 127H116L115 125H114ZM118 127H120V125L118 126ZM118 127H116V128H118ZM176 127V128H175ZM188 127V126H187ZM45 128V129H46ZM55 128V127H54ZM69 128V127H68ZM76 128H79L78 126L76 127ZM101 128V127H100ZM108 128V127H107ZM106 128V129H107ZM109 128H112V127H110L109 126ZM122 128V127H121ZM174 128L175 129H177V125L175 124V126H174ZM245 128V127H244ZM141 129H144V131H140ZM182 129V128H181ZM184 129V128H183ZM182 129V130H183ZM48 130V129H47ZM50 130V129H49ZM55 130V129H54ZM68 130H70V129H68ZM110 130V129H109ZM114 130H115V128H114ZM173 129H171V131H172ZM178 130V129H177ZM234 130V129H233ZM119 131H120V129H119ZM123 131V130H122ZM122 131H121V133H122ZM165 131V130H164ZM168 131V130H167ZM166 131V132H167ZM179 131V130H178ZM178 131H176L177 133H178ZM181 131V130H180ZM47 132V131H46ZM165 132V133H166ZM173 132H174V130H173ZM183 132V131H182ZM184 133V132H183ZM46 134V133H45ZM173 134V133H172ZM217 134V135H216ZM240 134V133H239ZM30 135H33V134H30ZM29 135V136H30ZM171 135V134H170ZM201 135V134H200ZM128 136V137H129ZM236 136H239V135H236ZM113 138H114V141L117 139L116 137H114V136H112ZM111 137V138H112ZM168 137V136H167ZM193 137V136H192ZM199 137V136H198ZM27 138H30V137H27ZM137 138V137H136ZM190 138V137H189ZM237 138V137H236ZM165 139H166V136H165ZM198 139V138H197ZM187 141H189V139H186ZM185 140V141H186ZM192 141H193V139H191ZM219 140H221V139H219ZM223 140V139H222ZM22 141V142H21ZM121 141V140H120ZM141 141V140H140ZM165 141H168V140H165ZM164 141V142H165ZM214 141V140H213ZM30 142V141H29ZM171 142V141H170ZM169 142V143H170ZM181 142V141H180ZM212 142V141H211ZM215 142V141H214ZM28 143V142H27ZM166 143V142H165ZM165 143H163V142H161V146L163 145V144H165ZM168 143V144H169ZM190 143H192V142H190ZM198 143V142H197ZM202 143V142H201ZM207 143V142H206ZM18 145V146H15V145ZM167 144V143H166ZM165 144V145H166ZM172 144V143H171ZM178 144V143H177ZM189 144V143H188ZM203 144V143H202ZM210 144H212V143H210ZM221 144H222V142H218V143H216V145H217V147L218 146H221ZM57 145V144H56ZM113 145V144H112ZM120 145V144H119ZM119 145H118V150H119V148L120 149H122L121 148V146L119 147ZM206 145V144H205ZM213 145V144H212ZM58 146V145H57ZM117 146V145H116ZM144 146V147H145ZM197 146V145H196ZM45 147H46V145H45ZM56 147V146H55ZM66 147V146H65ZM159 147H160V145H159ZM163 147V146H162ZM161 147V148H162ZM191 147V146H190ZM189 147V148H190ZM30 149H31V147H29ZM28 148V149H29ZM33 148V147H32ZM88 148H90V147H88ZM87 148V149H88ZM188 148V149H189ZM209 148V147H208ZM25 149V148H24ZM46 149H49V148H47L46 147ZM56 149V148H55ZM136 149V148H135ZM144 149V148H143ZM192 149V148H191ZM43 150V152H41ZM59 150V149H58ZM68 150V149H67ZM89 150V149H88ZM116 150V149H115ZM115 150H114V152H112V154L113 153H117V152H115ZM126 150V152L125 153H128L127 152V149H125ZM132 150H134V148L132 149ZM138 150V149H137ZM156 150V149H155ZM159 149H157V151H158ZM211 150V149H210ZM25 151H27V150H25ZM29 152H30V150H28ZM34 151V150H33ZM66 151V150H65ZM117 151V150H116ZM122 151V150H121ZM128 151H130V150H128ZM135 151V150H134ZM164 151V150H163ZM191 152H192V150H190ZM36 152V151H35ZM39 152V151H38ZM56 152V151H55ZM84 152V151H83ZM86 152H87V150H86ZM109 152V151H108ZM152 152H151V154H152ZM194 152V151H193ZM199 153H193V156H194V162H200L199 164L200 165H202L203 167H204V164L206 165L205 167H207V165H211V163H213L212 161L214 160V158L213 157H211L210 155H208V153L204 150V149H202V148H200V150L198 151ZM34 153V152H33ZM37 153V152H36ZM65 153V152H64ZM82 152H80V154H81ZM85 153V152H84ZM110 153V152H109ZM118 153H120L119 151H118ZM130 153H131V151H130ZM133 153V152H132ZM131 153V154H132ZM159 153V152H158ZM187 154V152H184V154ZM47 154V153H46ZM111 154V155H112ZM124 154V153H123ZM130 154V155H131ZM134 154V153H133ZM161 154V153H160ZM185 154V155H186ZM189 154V153H188ZM31 155V154H30ZM84 155V154H83ZM120 155H121V153H120ZM129 155V154H128ZM150 155V154H149ZM180 155V154H179ZM177 156V158L179 157V160L181 161V160H184V156L185 155H183V154H181L184 158L182 159H180V156ZM192 155V154H191ZM43 156V155H42ZM47 156V155H46ZM113 156V155H112ZM119 156V155H118ZM124 156V155H123ZM122 156V157H123ZM126 156H127V154H126ZM132 156V155H131ZM168 156V155H167ZM38 157H41V156H38ZM38 157H35L36 159L38 158ZM79 157H81V155L79 156ZM91 156H86V158L87 159H89ZM121 157V158H122ZM128 157H130V156H128ZM160 157V156H159ZM162 157V156H161ZM188 157V156H187ZM42 158V157H41ZM41 158H39V159H41ZM65 158H66V156H65ZM82 158V157H81ZM119 158H120V156H119ZM120 158V159H121ZM124 158V157H123ZM125 158H127V157H125ZM162 158H164V157H162ZM159 159L158 158V156H154V159H149V158H144L143 160H141L140 161V163H139V165H137V167H136V165H135V167H136V169L137 170H135V171H137V172H139V174H142L141 176L143 177L142 178V180L144 179V182L145 183H147V181H148V179L149 178H154V182H153V185H150V186H154V183H156L157 181H158V179H160V176H161V172L160 173H156L155 172V170H154V173L151 171L150 172V169L151 168H159V164L161 163L160 161H164L163 159ZM173 158H175V157H173ZM173 158L171 157L170 159H172L173 160ZM189 158V157H188ZM61 159V158H60ZM84 159V158H83ZM119 159V160H120ZM165 159V158H164ZM167 159H168V157H167ZM38 160V159H37ZM65 160V159H64ZM67 160V159H66ZM118 160V159H117ZM122 160V159H121ZM171 160V161H172ZM176 159H174V161H175ZM74 161V160H73ZM76 161V160H75ZM74 161V164L76 163ZM77 161H78V159H77ZM99 161V160H98ZM169 161V160H168ZM173 161V162H174ZM215 161V160H214ZM30 162V161H29ZM59 162V161H58ZM70 162H71V160H70ZM100 162V161H99ZM166 162V161H165ZM170 162V161H169ZM178 162V161H177ZM186 162V161H185ZM32 163H33V161H32ZM39 163V162H38ZM69 163V162H68ZM121 163V162H120ZM157 163V164H156ZM168 163V162H167ZM217 163V162H216ZM18 164V163H17ZM20 164V163H19ZM54 163H52V165H53ZM66 164V163H65ZM70 164H73V162L72 163H70ZM69 164V167L71 166ZM78 164V163H77ZM163 164V163H162ZM161 164V165H162ZM173 164V163H172ZM21 165V164H20ZM38 164H36V166H37ZM55 165H57V164H55ZM131 165V164H130ZM19 166V165H18ZM28 166V165H27ZM30 166H32L31 165V163H30V165L28 166V167H30ZM66 166V165H65ZM64 166V167H65ZM73 166V165H72ZM71 166V167H72ZM153 166H155V167H153ZM184 166V165H183ZM197 166H199L198 164H197ZM202 166H200V167H202ZM14 167V166H13ZM22 167V166H21ZM27 167V168H28ZM40 167V166H39ZM67 167H68V165L66 166V169H67ZM73 167H75L76 168V165L75 166H73ZM88 167H90V166H88ZM168 167H169V165H168ZM195 167V166H194ZM204 167V168H205ZM210 167V166H209ZM213 167H215V166H213ZM17 168H20V167H17ZM24 168H26L25 167V165H24V167H23V170H24ZM92 168H93V165H92ZM97 168V167H96ZM98 168H100V167H98ZM161 168H162V166H161ZM165 168V167H164ZM163 168V169H164ZM226 168V167H225ZM38 169H40V168H38L37 167V170ZM56 169H59V168H56ZM65 169V168H64ZM95 169V168H94ZM135 169V168H134ZM153 169H151V170H153ZM160 169V168H159ZM173 170V169H175V168H173L172 169V167L171 168H167V170ZM192 169V168H191ZM200 169H203V168H199V170ZM206 169H208V168H206ZM228 169V168H227ZM15 170V169H14ZM19 170V169H18ZM28 170V169H27ZM36 170V169H35ZM41 170V169H40ZM61 170H63V168L61 169ZM74 170V169H73ZM88 170V169H87ZM90 170V169H89ZM97 170V169H96ZM95 170V171H96ZM156 170H158V169H156ZM161 170V169H160ZM159 170V171H160ZM170 170V172H172ZM211 170V169H210ZM213 170V169H212ZM233 170H236V172H239L238 173V175H240L241 173H242V170L241 169H238L237 167L236 168H234L233 167ZM39 171V170H38ZM38 171H36V172H38ZM70 171H71V168H70ZM70 171H67V172H69V173H71ZM98 172H99V170H97ZM132 171V170H131ZM164 172L166 171V170H163ZM195 171H197V168L195 169ZM204 171V170H203ZM214 171V170H213ZM222 171H224V170H222ZM30 172V171H29ZM36 172H35V174H36ZM74 172V171H73ZM91 172V171H90ZM98 172H95V173H97L98 174ZM167 172V171H166ZM163 173V175H162V177H164V174H166L167 175V173H168V175H169V171L167 172V173ZM24 173V172H23ZM31 173V175L34 173H32V172H30ZM29 173V174H30ZM92 173V172H91ZM89 174V172H87L86 174H87V178H89V176L90 175H92L95 179H96V175H94V174ZM130 173H132V172H130ZM129 173V174H130ZM12 174H14V175H12ZM26 174V173H25ZM24 174V175H25ZM28 174V175H29ZM39 174V173H38ZM38 174H36V175H38ZM64 174V173H63ZM67 174V176H68V173H66ZM74 174V173H73ZM82 174V173H81ZM89 174V175H88ZM201 174V173H200ZM225 174H227L226 175V177H228L227 179H230V181H232L233 180V177H235V173H225ZM243 174V173H242ZM12 175V176H11ZM27 175V174H26ZM25 175V176H26ZM27 175V176H28ZM41 176H42V174H40ZM99 175V174H98ZM167 175V176H168ZM244 175V174H243ZM21 176V175H20ZM19 176V177H20ZM23 176V175H22ZM22 176L20 177V178H22ZM33 176V175H32ZM71 176V175H70ZM84 176H85V174H84ZM131 176V175H130ZM129 176V177H130ZM134 176V175H133ZM137 176V175H136ZM167 176H165V177H167ZM207 176V175H206ZM217 176V175H216ZM223 176V175H222ZM46 177V176H45ZM63 177H65L64 175H63ZM85 177V178H86ZM140 177V176H139ZM215 177V176H214ZM29 178H31L30 176H29ZM28 178V179H29ZM34 178V177H33ZM60 178V177H59ZM68 178V177H67ZM92 178V177H91ZM98 178V177H97ZM119 178H123V176L122 177H119ZM126 178H127V176H126ZM137 178V177H136ZM210 178H211V176H210ZM218 178V177H217ZM237 178H238V176H237ZM17 179H19V178H17ZM32 179V178H31ZM35 179V178H34ZM45 179V178H44ZM101 179V178H100ZM140 179V178H139ZM164 179V178H163ZM199 179V178H198ZM201 179V178H200ZM203 179L205 180L206 178H204L203 177ZM223 179V178H222ZM250 179V178H249ZM22 180V179H21ZM40 180H43V178H40ZM53 180V179H52ZM85 180V179H84ZM89 181L91 180L90 178L88 179ZM87 179H86V181H88ZM109 180V179H108ZM113 180V179H112ZM126 180V179H125ZM164 180H166V179H164ZM163 180V181H164ZM202 180V179H201ZM235 180V179H234ZM239 180V179H238ZM47 181V180H46ZM110 181V180H109ZM109 181H107L106 182V180L104 181V183L106 182V184H110V182ZM120 181H121V179H120ZM127 181V180H126ZM176 181V180H175ZM179 181V180H178ZM195 181V180H194ZM224 181V180H223ZM228 181V180H227ZM226 181V182H227ZM249 181V180H248ZM21 182H23V181H21ZM30 182V181H29ZM38 182H40L39 180H38ZM91 182V181H90ZM117 182V181H116ZM119 182V181H118ZM161 182H162V180H161ZM166 182V181H165ZM180 182H182L181 180H180ZM179 182V183H180ZM190 183H191V181H189ZM199 182V181H198ZM234 182V181H233ZM19 183H20V181H19ZM18 182L16 183H14V185L15 184H19ZM25 183V182H24ZM27 183H28V181H27ZM40 183H42V181L40 182ZM48 183V182H47ZM46 183V184H47ZM95 183V182H94ZM121 183V182H120ZM120 183H118V184H120ZM143 183V182H142ZM145 183H143V185H145ZM158 183V182H157ZM156 183V184H157ZM163 183V182H162ZM194 183H197L196 181L194 182ZM193 183V184H194ZM250 183V182H249ZM29 184V183H28ZM28 184L26 185V186H28ZM53 184V183H52ZM112 184H113V181H112ZM148 184V183H147ZM150 184V183H149ZM152 184V183H151ZM159 184V183H158ZM165 184V183H164ZM174 184H176V182L175 183H173V184H171V187L173 188L174 187ZM227 184H229V182L227 183ZM24 184L22 183V186H23ZM38 185V184H37ZM37 185L35 184V188L37 189L38 187H40V186H38L37 187ZM42 185V184H41ZM47 185H49V183L47 184ZM246 185V184H245ZM248 185V184H247ZM251 185H252V183H251ZM17 186V185H16ZM15 186V187H16ZM22 186L20 187V188H22ZM43 187H44V185H42ZM41 186V187H42ZM50 186V185H49ZM64 186L66 187V185L64 184ZM116 186V185H115ZM149 186V185H148ZM162 186H163V184L161 185V186H159L160 188H162ZM178 186V185H177ZM191 186V185H190ZM214 186V185H213ZM236 186V185H235ZM238 186V185H237ZM25 187V186H24ZM23 187V188H24ZM48 186H46V188H47ZM120 187V186H119ZM125 187V186H124ZM203 187H205V185L203 186ZM231 187L232 186H230V189H231ZM68 188V187H67ZM66 188V189H67ZM130 188V187H129ZM151 188V187H150ZM152 188H154V187H152ZM233 188V187H232ZM235 188V187H234ZM250 188V187H249ZM14 189V188H13ZM25 189V188H24ZM24 189H22V190H24ZM35 189V190H36ZM45 189V188H44ZM43 189V190H44ZM48 189V188H47ZM69 189V188H68ZM137 189V188H136ZM136 189H134V190H136ZM165 189V188H164ZM178 189L179 188H177V189H175V190H177V191H175V192H178ZM15 190V189H14ZM14 190H12V191H14ZM21 190V191H22ZM60 190V189H59ZM96 190L99 192V194H101V195H98V196H95V195H90V196H85L84 198V200L80 203H78V202H76L75 203V206H74V208H73V210H72V212L69 214V215H64V214H61V216L63 217V218H65V219H68L69 221H70V223H64L65 225H63V222H62V220H59V219H56L54 216H53V214H51V212H47V210H44V208H43V206H41V207H39V206H35V205H32V208H34V210H37L38 209V211H36L35 213H34V215L35 216H37V215H40L41 216V218H43V220L42 221H38V222H34L35 224L34 225H32V228H30L29 230H27V233H29V234H32V236L34 235V237H36L37 239H41V242L43 241L44 242V244H45V246L47 247V249L45 250V252H43L42 253V250L41 249H38L37 247H35L34 245H32V242L31 241H29V240H27L26 242H27V244L23 247V250L22 249H19L20 250V253H23L24 251H27L28 252V255H27V257L25 258L26 259V264H72L74 261H77V259H79L80 258V256L82 255V254H80L81 253V251L79 252L78 251V249H79V247H80V245H81V243L80 242H75V238H68V236H67V234H70V232H71V230H73V229H89V231H90V235L89 234H87L88 236H90L91 237V241H92V239L93 240H95V241H99V240H101L104 236H107V240L108 239H110V240H112V243H111V246H112V250H110L111 251V254L113 255L114 253H115V251H117L116 249H118V248H120L121 246H123V245H121L120 246V244H119V246L118 245H116V242H117V240L115 241V237H114V234H113V231L114 230H112V229H110V227H114V226H116L117 225V222H116V220H117V218L121 215L120 214V212H122V211H120V209L121 210H125V209H122V208H124V207H122V208H120L119 209V211L116 209V214L114 213V211H115V209H114V207L118 204V199L120 198V195H117L116 194V191H114L115 189H113V186L112 185H110V187H107L105 184L103 185V186H101V187H98V188H96ZM118 190V189H117ZM158 190V189H157ZM172 190V189H171ZM202 190V189H201ZM204 190V189H203ZM233 190V189H232ZM231 190V191H232ZM251 190V189H250ZM12 191H11V193H12ZM27 191V190H26ZM32 191H33V189H32ZM32 191H30V192H32ZM51 191V190H50ZM63 191V190H62ZM120 191V190H119ZM163 191V190H162ZM18 192V191H17ZM29 192V193H30ZM37 192V191H36ZM43 192V191H42ZM64 192V191H63ZM120 192H122V191H120ZM168 192H170V191H168ZM168 192L165 194L166 196V198H167V195H168ZM210 192V191H209ZM14 193V192H13ZM16 193V192H15ZM26 193H28V191L26 192ZM33 193V192H32ZM31 193V194H32ZM39 193V192H38ZM88 193V192H87ZM133 193H134V191H133ZM150 193V192H149ZM182 193V192H181ZM211 193V192H210ZM214 192H212V194H213ZM217 193V192H216ZM30 194V195H31ZM37 194V193H36ZM48 194V193H47ZM46 194V195H47ZM50 194V193H49ZM125 194V193H124ZM132 194V193H131ZM131 194H129L128 193V195H127V197L128 198H130L131 197ZM156 194H159V193H156ZM160 194H161V192H160ZM175 194H177V193H175ZM13 195V194H12ZM24 195V194H23ZM42 195V194H41ZM129 195H130V197H129ZM162 195V194H161ZM43 196V195H42ZM69 196H70V194H69ZM69 196L67 195V194H63V197H62V200H61V204H60V202H59V204L61 205V206H63V207H66L67 206V204H65V202H67L68 201V198H69ZM72 196V195H71ZM76 196V195H75ZM74 196V197H75ZM157 196V195H156ZM160 196V195H159ZM213 196V195H212ZM13 197H16L15 195L13 196ZM19 197V196H18ZM46 197V196H45ZM122 197H124V196H122ZM151 197H155V196H152L151 195ZM186 197V196H185ZM188 197H191V201H193V199H192V195L191 196H188ZM193 197H194V195H193ZM200 197V196H199ZM198 196H197V198H199ZM17 198V197H16ZM24 198V197H23ZM28 198V197H27ZM76 198V197H75ZM159 198H161V197H159ZM171 198V197H170ZM195 199V202H190V203H188L189 204V207L191 208L192 207V209H193V206H195V205H197V202H196V200L198 201V199ZM203 198V197H202ZM11 199V198H10ZM13 199V198H12ZM11 199V200H12ZM18 199V198H17ZM25 199V198H24ZM56 199H57V197H56V195H55V197H53L52 198V200H50L51 202H47L48 203V206H52V202H55L56 201ZM71 199H72V197H71ZM149 198L147 197V200H148ZM155 199L156 198H154V201H155ZM199 199H201V198H199ZM222 199V198H221ZM126 200L127 201H129V199H127L126 198ZM125 200V201H126ZM152 201H153V199H151ZM157 200V199H156ZM179 200V199H178ZM185 201L187 200H190L189 198L188 199H184ZM203 200H204V198H203ZM206 200V199H205ZM212 200V199H211ZM15 201V200H14ZM22 201H24V200H22ZM47 200L44 198L43 200H42V202L43 203H45ZM71 201V200H70ZM126 201V202H127ZM151 201V202H152ZM174 201V200H173ZM183 201V200H182ZM181 201V202H182ZM16 202V201H15ZM19 203H20V200L18 201ZM126 202H124V203H126ZM139 202V201H138ZM141 202V201H140ZM150 202V201H149ZM174 202H176V201H174ZM174 202H173V204H174ZM204 202V201H203ZM219 202H221V201H219ZM9 203H10V201H9ZM8 203V204H9ZM22 203V202H21ZM73 203V202H72ZM90 204V206H87L88 207V209H86V204ZM123 203V204H124ZM128 204L130 203V202H127ZM178 203H180V202H178ZM16 204V203H15ZM15 204H13V205H15ZM46 204V203H45ZM123 204H122V206H123ZM139 204V203H138ZM172 204V203H171ZM170 204V205H171ZM186 204H187V202L185 203V208H186ZM188 204H187V207H188ZM199 204V203H198ZM125 205V204H124ZM143 205L144 206H147L146 205V203L144 204L143 203ZM164 205H166L167 206V203H165ZM163 205V206H164ZM180 205V204H179ZM10 206V205H9ZM18 206H19V204H18ZM129 206V205H128ZM141 206H142V204H141ZM177 206V205H176ZM183 206V207H184ZM203 205H201V207H202ZM219 206V205H218ZM218 206H216L217 208L216 209H218ZM15 207V206H14ZM14 207L12 208L13 210H14ZM21 207V206H20ZM55 207H56V205H55ZM181 207V206H180ZM197 207V206H196ZM9 208V207H8ZM23 208V207H22ZM47 208V207H46ZM50 208V207H49ZM48 208V209H49ZM119 208V207H118ZM147 208V207H146ZM203 209H204V211H206L205 210V208L204 207H202ZM10 209H11V207H10ZM139 209V208H138ZM142 209V207H140V209H139V211H137L136 210V216H140L142 213H145V211H147V210H144V208H143V211L141 210ZM181 209H183V208H181ZM197 209V208H196ZM215 209V210H216ZM227 209V208H226ZM23 210V209H22ZM31 210V209H30ZM49 210H54V212L55 213H57L58 212V209H49ZM88 210H90V211H88ZM127 210V209H126ZM125 210V211H126ZM159 210V209H158ZM184 210V209H183ZM186 210V209H185ZM184 210V212L186 213V211ZM190 210V209H189ZM199 210V209H198ZM214 210V209H213ZM220 210V209H219ZM14 211H16V210H14ZM27 211V210H26ZM29 211V210H28ZM123 212L124 214L127 212ZM177 211H179V210H177ZM191 211V210H190ZM203 210H201V212H202ZM224 211V210H223ZM59 212H62V210L61 211H59ZM88 212H94V215L93 216H88ZM181 212H182V210H181ZM226 212H229V211H227L226 210ZM16 213H17V211H16ZM20 213V212H19ZM88 213V214H87ZM95 213H96V215H95ZM183 213V212H182ZM185 213H183V214H185ZM189 213V212H188ZM214 213V212H213ZM113 214H115L114 216L115 217H113L112 218V215ZM190 214V213H189ZM193 214V213H192ZM221 214V213H220ZM222 214H223V212H222ZM227 214V213H226ZM20 215V214H19ZM21 215H22V212H21ZM185 215H187V213L185 214ZM199 215H201V214H199ZM191 216V215H190ZM196 216V215H195ZM214 216H215V214H214ZM226 216V215H225ZM230 216V215H229ZM234 216V215H233ZM207 217V216H206ZM206 217L204 216V220H206ZM208 217H212V216H208ZM197 218H200V216L199 217H197ZM214 217H212V219H213ZM195 219V218H194ZM201 219V218H200ZM203 219V218H202ZM222 219V218H221ZM233 219V218H232ZM232 219H231V221H230V223L231 222H233L232 221ZM6 220H8V219H6ZM11 220V219H10ZM9 220V221H10ZM22 220V219H21ZM34 220V219H33ZM40 220V219H39ZM153 220V219H152ZM234 220V219H233ZM167 221V220H166ZM169 221V220H168ZM197 221V220H196ZM213 221V220H212ZM229 221H227V222H229ZM258 221V220H257ZM8 222V221H7ZM6 222V223H7ZM13 222V221H12ZM88 222V223H87ZM153 222V221H152ZM199 222V221H198ZM206 222V221H205ZM211 222V221H210ZM4 223V222H3ZM29 223V222H28ZM43 223H45V224H43ZM157 223V222H156ZM175 223V222H174ZM203 223V222H202ZM219 223H220V219H217L216 218V220L213 222V224L214 225H210V227H208V230H212V228L213 227H217V226H219ZM246 223H248V222H246ZM245 223V224H246ZM250 223V222H249ZM260 223H262V221L260 222ZM14 224V223H13ZM122 224V223H121ZM159 224V223H158ZM190 224H191V221H190ZM207 224V223H206ZM216 224V225H215ZM263 224H264V220H263ZM9 225H11V224H9ZM9 225L7 224V225H2V224H0V261H4V259H6V256H4V253L5 252H8V250L10 249V247H16L17 246V244H16V241L18 242V240L16 239H14V241H7L8 239H10V237L12 236L11 234H9L7 231H6V229L8 230V228H9ZM17 225V224H16ZM153 225V224H152ZM167 225H169V224H167ZM225 225V224H224ZM223 225V226H224ZM233 225V224H232ZM241 225H243V224H241ZM12 226V225H11ZM10 226V228H13V230H14V228L16 227L15 225H14V227L12 226L11 227ZM118 226V225H117ZM121 226V225H120ZM171 225H169V227H170ZM175 228H176V226L177 227H179V228H181L182 229V227H183V225H182V227H180V226H178V225H173ZM172 226V227H173ZM200 226V225H199ZM202 226V225H201ZM204 226V225H203ZM221 226V225H220ZM227 226V223H226V225H225V227ZM259 226H260V224H259ZM258 226V227H259ZM263 226V225H262ZM20 227H22V226H20ZM19 227V228H20ZM150 227V226H149ZM243 227V226H242ZM258 227H257V229H258ZM18 228V229H19ZM178 228V229H179ZM205 228V227H204ZM223 228V227H222ZM263 228V227H262ZM262 228H261V230H262ZM146 229V228H145ZM148 229H153V228H147V230ZM200 229H202V228H200ZM225 229V228H224ZM223 229V230H224ZM257 229H255V230H257ZM10 230V229H9ZM125 230H127V229H125ZM173 230H175V229H173ZM187 230V229H186ZM222 230V231H223ZM259 230H260V228H259ZM6 231V232H5ZM17 231V230H16ZM150 231H152V230H148L147 231V233H150ZM166 231H167V227H166ZM165 231V232H166ZM179 231V230H178ZM213 231V230H212ZM10 233H11V231H9ZM73 232H75L76 233V231H74L73 230ZM156 232V231H155ZM163 232H164V230H163ZM164 232V233H165ZM171 232H172V230L171 231H169V233L171 234ZM175 232V235H177V236H175V237H177V246L181 249H184L185 250V254L187 253H190V251H194L193 253H195V254H200L201 256V258L203 257V259H205V258H207L211 253H214L215 251H218L217 252V254H216V256L217 257H219V256H223L224 254H223V252H224V249L226 248V247H224L222 244H220L222 241H223V237H222V239L220 238V235H221V233H223V232H221V230H219L218 231V234H216V235H209L208 236V240H207V242L205 243V244H203L202 243V245L201 246H198V245H200V243L202 242V241H199V239H200V237H199V235L197 234V236H195L194 234H189V231L187 232V233H182L181 231L180 232H178V234H176V232L177 231H174ZM174 232H172V234H174ZM193 232H195L194 230H193ZM200 232H202V231H200ZM200 232H199V234H200ZM236 232V231H235ZM256 232V231H255ZM259 232H262V231H259ZM13 233H16V232H14L13 231ZM75 233H71L72 235H73V237H75ZM86 233V232H85ZM130 233V232H129ZM168 232H166V234H167ZM232 233V232H231ZM230 233V234H231ZM257 233V232H256ZM123 234V233H122ZM131 234V233H130ZM156 234V233H155ZM168 235V236H171V235ZM228 234H229V232H228ZM85 235V234H84ZM84 235H82V236H84ZM101 235H103V236H101ZM157 235V234H156ZM160 235V234H159ZM162 235H164L163 233H162ZM184 235H187V236H185V237H183ZM206 235V234H205ZM223 235V234H222ZM225 235V234H224ZM233 235L235 236V234L233 233ZM236 235H237V232H236ZM259 235V234H258ZM81 236V237H82ZM127 236H129V234L127 235ZM126 236V237H127ZM139 236V235H138ZM167 236V237H168ZM229 236V235H228ZM89 237V238H90ZM136 237V236H135ZM160 237V236H159ZM165 238H166V236H164ZM203 237V236H202ZM206 237V236H205ZM240 237V236H239ZM160 238H162V237H160ZM232 238V237H231ZM256 238H258V237H256ZM262 238V237H261ZM264 238V237H263ZM82 239H84V238H82ZM81 239V240H82ZM126 239V238H125ZM134 239V238H133ZM138 239V238H137ZM202 239V238H201ZM227 239V238H226ZM235 239H236V237H235ZM80 240V241H81ZM103 240H104V238H103ZM109 240V241H110ZM166 240V239H165ZM168 240H170V241H172L173 239H172V237H171V239H169L168 238ZM168 240H166V241H168ZM174 240H175V238H174ZM234 240V239H233ZM245 240V239H244ZM72 241H74V242H72ZM98 241H97V244H99L98 243ZM108 241V242H109ZM170 241H168V242H170ZM225 241V240H224ZM88 243H89V241H87ZM86 242V243H87ZM130 242V240H129V238H128V240H127V243H129ZM174 241H172V242H170V243H168V244H172ZM230 243H231V241H229ZM239 242V241H238ZM243 242V241H242ZM246 242V241H245ZM92 243V242H91ZM95 243V242H94ZM107 243V242H106ZM120 243V242H119ZM229 243V244H230ZM256 243V242H255ZM257 243H259V250L257 251L258 253H260L259 251L261 250V252L262 251H264V240L263 239H260ZM122 244V243H121ZM136 244V239L133 241V245H135ZM174 244V243H173ZM228 244V245H229ZM236 244H237V242H236ZM240 244V243H239ZM238 244V245H239ZM244 244V243H243ZM88 245H90V244H88ZM246 245V244H245ZM253 245V244H252ZM21 246V245H20ZM92 246V245H91ZM94 246V245H93ZM164 246V245H163ZM176 246V247H177ZM258 246V245H257ZM88 247V246H87ZM109 247V245H107V248ZM117 247V248H116ZM160 247V246H159ZM168 247V246H167ZM177 247V248H178ZM249 247V246H248ZM253 247V246H252ZM262 247V248H261ZM81 248V247H80ZM95 248V247H94ZM102 248V247H101ZM100 248V249H101ZM139 248V247H138ZM137 248V249H138ZM83 249V248H82ZM104 249V248H103ZM163 249V248H162ZM160 250L161 251V253L162 252H166V251H164V250ZM165 249V248H164ZM167 249V248H166ZM165 249V250H166ZM169 249V248H168ZM170 249H171V247H170ZM175 249V248H174ZM238 249V248H237ZM250 249V248H249ZM84 250V249H83ZM87 250V249H86ZM121 250V249H120ZM130 250V249H129ZM95 251H96V249H95ZM94 251V252H95ZM99 251V250H98ZM107 251V250H106ZM109 251V250H108ZM128 251V250H127ZM134 251V250H133ZM132 251V252H133ZM146 251V250H145ZM144 251V252H145ZM160 251L158 252V254H161L160 253ZM168 251V250H167ZM233 251H235V249L233 250ZM83 252V251H82ZM129 252V251H128ZM127 252V253H128ZM230 252V251H229ZM248 252H250L249 250L247 251V253ZM83 253H85V252H83ZM110 253V252H109ZM130 253V252H129ZM142 253V252H141ZM254 253H256V252H254ZM257 253V254H258ZM157 254V255H158ZM250 254H251V252H250ZM253 254V253H252ZM251 254V255H252ZM256 254V255H257ZM84 255V254H83ZM142 256L144 255L143 253L141 254ZM140 255V256H141ZM156 255V256H157ZM237 255V254H236ZM250 255V256H251ZM85 256V255H84ZM86 256H87V254H86ZM114 256V255H113ZM125 256V255H124ZM137 256H139V255H135V257H137ZM161 256V255H160ZM180 256V255H179ZM199 256V255H198ZM238 256V255H237ZM259 256V255H258ZM261 256H264V255H261ZM88 257H90V255L88 256ZM87 257V258H88ZM112 257V256H111ZM158 257H159V255H158ZM196 257V256H195ZM210 257V256H209ZM232 257V256H231ZM254 257V256H253ZM82 259H81V261H83V257H81ZM86 258V259H87ZM127 258V257H126ZM134 258V257H133ZM200 258V259H201ZM239 258V257H238ZM257 258V257H256ZM262 258V257H261ZM84 259H85V257H84ZM135 259V258H134ZM159 259V258H158ZM196 259V258H195ZM194 259V260H195ZM202 259V260H203ZM239 259H242V257L241 258H239ZM16 260V259H15ZM80 260V259H79ZM87 260H90V258H88ZM106 260H108V262L106 263V264H108L109 263V261H110V258L109 259H106ZM113 260V259H112ZM119 260V259H118ZM123 260V259H122ZM121 260V261H122ZM133 260V259H132ZM167 260V259H166ZM199 260V259H198ZM85 261V260H84ZM103 261H105V260H103ZM120 261V260H119ZM124 262H125V260H123ZM127 261V260H126ZM160 261V260H159ZM197 261V260H196ZM10 262H13V260H11L10 259ZM80 262V261H79ZM93 262H95L94 260H93ZM100 262H101V260H100ZM99 262V263H100ZM116 262H118V261H116ZM156 262V261H155ZM195 262V261H194ZM199 262L200 261H198V264H199ZM4 263V262H3ZM5 263H7V262H5ZM4 263V264H5ZM23 263V262H22ZM97 263H98V261H97ZM101 263H103V262H101ZM100 263V264H101ZM121 262H119V263H117V264H120ZM10 264V263H9ZM82 264H85V263H82ZM86 264H87V262H86ZM93 264V263H92ZM142 264V263H141ZM149 264V263H148ZM159 264V263H158Z\"/></svg>",
    "mask_w": 264,
    "mask_h": 264
}]
</instances>
